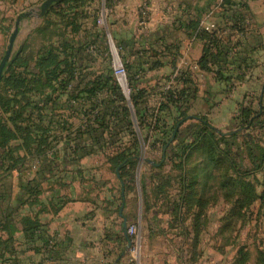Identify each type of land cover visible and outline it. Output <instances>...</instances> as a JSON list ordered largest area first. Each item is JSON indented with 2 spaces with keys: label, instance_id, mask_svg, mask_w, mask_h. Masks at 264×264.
<instances>
[{
  "label": "trees",
  "instance_id": "16d2710c",
  "mask_svg": "<svg viewBox=\"0 0 264 264\" xmlns=\"http://www.w3.org/2000/svg\"><path fill=\"white\" fill-rule=\"evenodd\" d=\"M237 4L240 6L234 0H209L202 9H196L184 18L174 20L169 27L173 34L182 32L186 37L198 41L202 46L197 60L198 67L212 72L216 80L228 83L233 78L232 70L240 69L246 56L240 54V49L232 50L230 39L225 41L223 37H218L222 30L206 29L200 22L204 15L213 11V7L219 6L221 11L213 13V16L221 22L230 21L231 29L242 32L241 22L245 16L237 9ZM58 14L54 5L50 6L42 25L32 31L17 54L10 57L0 79V228H7L13 234L17 231L15 223L20 221L21 231L26 237L41 229L42 224L37 214L22 215L20 208L36 204H40L42 208L43 203L39 199L42 193L40 185L46 178L69 171L72 164H79L84 157L104 153L110 169L123 183L124 194L132 189L140 141L132 128L130 107L135 110L140 121L144 120L147 111V107H142L146 99L145 91L139 87L141 77L138 75L144 66L149 69L159 68L165 63L176 66L182 43L179 36L172 38L173 35L169 34L158 35L153 42L148 43L146 50L142 49L144 47L134 50L133 44L127 47L118 42L117 46L133 58L131 63L125 65L127 84L134 89L127 99L111 73L87 70L86 64L93 60V56L85 53V47L94 44L101 52L106 44L104 31H97L93 36L90 33L86 38L80 39L65 35L58 37V34H63L58 31L60 24L50 20L52 15ZM67 22L68 20L61 22L64 28L71 24V33H78L77 26ZM164 58L168 60L164 61ZM175 79L182 87L177 94H168L166 103L161 104V109L167 107L168 103L176 104L178 108L173 131L178 128L172 141L177 139L179 126L187 119L185 110L196 92V85L187 72L181 71ZM262 97L240 104L235 117V130L222 132L207 118L196 117L193 139L184 142L179 151L170 156L171 161L176 160L174 168L181 172L179 201L171 204L167 191L160 189L154 192L150 189L143 192L145 209L151 210L152 207L148 205L151 206L160 199L161 202H169L172 212L181 210L179 202L183 203L184 197L189 196V192L185 190L189 187L186 177L190 172H186V169L191 156L197 153L202 154L203 163L211 167L213 162L219 161L216 157L223 156L231 170L239 175L242 166L236 157L241 160L242 147L248 152L254 170L261 169L264 166V140L256 139L251 132L259 129L264 133ZM73 118L80 119V124L72 129ZM125 135L129 139L127 143H122ZM59 139L63 143V154L60 157L53 152ZM167 142L168 140L162 139V150ZM231 148L239 150L238 154L232 153ZM107 151L110 153L106 155ZM49 154L53 156L52 160L49 159ZM34 159L38 161V169L30 180L24 181L21 175L26 170L27 163ZM163 166V161L153 165L158 170ZM13 172L20 176L19 190L14 197L9 191ZM192 176L196 177V174L192 173ZM170 179L169 175H161L160 185L164 186L163 182ZM244 189L251 191L252 185L246 183ZM121 191L119 189V193ZM260 198L264 202V181ZM118 199L122 200L121 194Z\"/></svg>",
  "mask_w": 264,
  "mask_h": 264
},
{
  "label": "rangeland",
  "instance_id": "374dc122",
  "mask_svg": "<svg viewBox=\"0 0 264 264\" xmlns=\"http://www.w3.org/2000/svg\"><path fill=\"white\" fill-rule=\"evenodd\" d=\"M42 1L37 0L29 10L32 11V14L27 17H34L35 23L40 21L29 34L42 25V21L45 19L44 15L46 13L41 17L37 16V11ZM208 1L62 0L61 2L53 3L51 6L54 5L57 13H59L58 16L64 19L61 20L58 16L52 15L50 20L58 23V25L60 24L58 31L63 32V34H58V37L65 35L70 38L80 39L86 38L90 33L93 36L97 31H104L106 44L101 52L96 49L94 44L86 45L85 47V53H91L93 56V60L86 64L88 65L87 70L94 73L108 72L114 76V57H120L119 59H121L120 62L124 69L126 63H131L133 59L117 46L118 42L127 47H130L129 44H133V48L136 50L141 47L139 40L144 39L146 44H144L142 49L146 50L149 42H153L157 35L164 33V31L161 33L162 28L159 26L157 27L159 30L149 31V28L152 27L150 23H152L153 15L154 17L158 16L157 18L168 16L169 21L172 22L176 19L184 18L195 12L196 9H202ZM59 3H63V5ZM219 11H221L219 6L213 7L212 12L202 17L200 25L207 27L212 24L213 27H210V29L219 28V31H224L223 34L225 33V35L219 32L218 37H223L225 41L230 39V44L233 46L232 50H235L239 43L232 36L233 34L230 35L235 29L230 28L232 27L230 22H221L213 16V13ZM98 18L102 19L99 24L97 23ZM63 20H68L67 24L72 22L77 26L78 33H71L73 29L71 24L66 26L67 28L65 29L63 23H61ZM34 21L32 26L35 24ZM140 21L143 23L140 24ZM242 23L246 24V21ZM164 26L166 27V25ZM13 27L6 35L5 49ZM244 27L242 30H246L245 33L255 32L250 30L251 28L248 24ZM22 35L23 33L20 34L19 38H15L12 54H17L22 41L26 39L24 37L23 39ZM183 36L184 40H182L179 48L176 66H173L172 63H165L164 66L155 69H149L144 66L143 71H140L138 75V77H141L139 87L145 91L146 102L142 107H147V111L144 120L140 121L136 117L135 110L130 107L132 128L137 133L140 141L138 165L133 175L132 189H130L132 190L130 193L133 195L130 205L134 211L138 210L136 211L138 215H135L134 219H131V223L127 224V226L135 225L137 234L140 237L139 244L134 246L133 264H141V241L145 237H149V246H155L159 249L156 258L163 259L161 264H180L181 261L183 263L186 262V264H264V202L260 198L263 189L264 166L259 170H254L245 148L241 147V160L236 157L242 166V169L238 172L239 175H236L231 170L223 156L216 157L219 161L213 162L212 164L214 165L211 167L203 163L202 154L192 155L189 161L190 164L188 163L189 165L186 169V172H190L186 177L189 187L185 190L189 192V196L184 197L183 203L182 201L179 202L181 210L178 212L177 209L172 212L169 202H161L160 199L151 206L148 205L150 208L152 207L151 210L149 208L145 209L143 192L150 189H153L154 192L160 189L167 191L171 204L179 201L181 196V172L178 168H174L176 160L171 161L170 156L174 152L179 151L184 142H190L193 139L192 132L197 125L196 117L203 116L207 118L212 125H218V130L222 132H228L231 129V126L229 127L228 125L226 127L222 120H219L220 110H214L213 106L220 101L217 100L219 95H216L215 92L217 91L215 88L216 84L212 82L213 86L211 87L214 91L209 93L200 92L203 91L204 87L207 89L209 86V84L204 85L206 80L202 79L203 72H207L198 67L197 60L200 56L195 58L196 60L192 58V54L195 57L197 56L196 52L194 53L196 41L186 37L184 34ZM54 37H57V35ZM262 43L264 44V38ZM34 47L37 48V46ZM200 47L202 46L198 45L199 50ZM163 60L166 61L168 59L164 58ZM181 71L187 72L193 79L199 96L196 97L194 95L190 105L185 110L187 119L179 126L177 139L168 144L163 155L161 141L162 139L169 141L173 133V123L178 115V108L176 104L168 103L167 107L161 109V104L166 103L168 94H177L182 87L181 83L175 79ZM261 84L263 83L255 85L254 89L245 90L247 95H244L240 102L245 103L251 97L255 99L259 94ZM238 85H240L239 82L233 81L232 85H224L221 89L225 88L231 91ZM121 88L126 98L129 99L134 89L132 90L128 86L127 79L126 87L123 86ZM196 92L195 94H197ZM200 93L203 95L202 97ZM228 93H232V91ZM254 104L256 105L255 102ZM206 114H209L214 120H210V117ZM235 116L237 115L232 116V119ZM71 121L73 124L72 129L80 124V119L78 118H73ZM251 133L256 139L264 140L263 131L256 129ZM128 139V135L123 136L122 143H127ZM238 139L240 141V136ZM61 141L59 139L53 150L54 153L59 154L58 157L63 154V143ZM239 141L238 143H240ZM231 151L234 154L239 152V150L234 148H231ZM108 153L110 152L107 151L105 154L107 155ZM104 156V153H97L84 157V160L81 159L79 164H72L68 172L78 169L79 173L82 174L80 177L83 178V182L85 181L84 184L87 186H91L92 182L96 185L99 179L100 190H105L111 195L114 194L115 203L119 206L122 203V200L119 202L118 199L119 189L120 186L122 189V185L113 170L108 166ZM49 159H53L51 154H49ZM161 160L164 162V166L160 170L153 167V165H158ZM36 161L34 159L29 164L27 163V168L23 172L21 179H24V181L31 179V173L36 172L39 166ZM192 170L195 172H192ZM192 173L196 174V177H193ZM161 175H169L171 178L163 182L164 186L160 185L162 183L159 180ZM16 177L18 175L15 173H12L10 177L11 185L9 191L11 193L13 188L16 187L14 186L17 183H14ZM246 183L252 185L251 191L244 189V184ZM40 186L42 187L40 197H43L44 185L41 184ZM11 204L13 206V203ZM154 239L156 240L153 243ZM151 258L155 259L154 257Z\"/></svg>",
  "mask_w": 264,
  "mask_h": 264
},
{
  "label": "crops",
  "instance_id": "0c3cea01",
  "mask_svg": "<svg viewBox=\"0 0 264 264\" xmlns=\"http://www.w3.org/2000/svg\"><path fill=\"white\" fill-rule=\"evenodd\" d=\"M36 1L0 0V58L5 50L6 35L18 17H20V24L16 38H19L23 33L22 38L27 39L30 31L40 23V21L35 23L34 17L24 15ZM234 1L240 4V6L237 4V9H240V12L245 16L243 21H246V24L241 22L242 29L248 24L250 30L255 31L249 34V32L245 33L246 30L240 29L243 32L235 30L230 33L239 43L236 49H240V54L246 56L245 61L240 64V69H234L231 72L232 83L235 81L240 85L234 87L231 90L232 93H228L231 91L221 88L224 85H231L230 82L216 80L212 73L203 72L202 79L206 80L204 85L209 84V86L200 91L202 93L212 92L214 91L211 87L213 86L212 82L216 84L217 91L215 92L216 95H219L217 100L220 101L216 102L213 107L214 110H220L219 120H222L226 127L231 126L230 130L236 129L237 122L235 118L232 119V116L238 114L241 98L247 95L245 90L254 89L255 85L263 83L260 85L257 97L263 96L262 103L264 105V94H262L264 86V44L262 43L264 38V0ZM157 17L153 15L152 23H150L152 27L149 28V31H157L159 26L162 28L161 33L164 31L159 35L169 34L173 35L172 38L179 35L181 40H184L182 32L176 34L170 32V23L173 21H169L168 16H163V19ZM33 21L35 24L32 26ZM142 23L140 21V24ZM223 32L220 31L222 34ZM24 40L20 48L24 44ZM139 41H144V39ZM144 44L146 43H140L141 47L137 49L142 48ZM195 44L194 53L196 52L197 56L192 54L193 60H196L195 58L200 56L202 51V47L200 50L198 48V45L201 44L198 41ZM209 87L210 89H208ZM195 95L199 96L198 93ZM206 115L209 116V114ZM210 120H214V118L210 117ZM213 126L218 129V125ZM36 163L38 165V161ZM13 173L18 175L17 172ZM34 175L35 172L31 173L30 178ZM80 176L82 174L78 169H74L72 172L67 171L46 178L42 183L44 185L43 197H40L42 193L39 196L40 199L42 198L43 207L36 204L20 208L22 215L37 214L42 224L41 229L34 231L32 236L26 237L23 234L20 221L15 223L17 231H14L13 234L7 228H0V264H133V251L131 247H128L122 228L124 219L127 224H130L131 219L138 215L136 212L138 210L134 211L130 205V200L133 198L130 193L132 190L125 192L124 206L120 214L121 204L117 206L114 194L111 195L105 190H100L99 179L96 185L92 182L91 186H87ZM19 178L18 175L15 180L13 179L17 185H14L16 187L12 190V197L19 190ZM102 189L104 188L102 187ZM149 244V237H145L141 241V264H161L163 259L156 258L159 249L149 246ZM180 264H186V262L181 261Z\"/></svg>",
  "mask_w": 264,
  "mask_h": 264
},
{
  "label": "water",
  "instance_id": "95a60500",
  "mask_svg": "<svg viewBox=\"0 0 264 264\" xmlns=\"http://www.w3.org/2000/svg\"><path fill=\"white\" fill-rule=\"evenodd\" d=\"M62 0H43L41 2V4L39 5V10L37 11V16L38 17H41L43 16L46 11L49 9V7L53 4V3H56V2H61ZM32 14V11H29V12H26L25 15L26 16H31ZM19 22H20V17L15 21V24H14V27H13V30L11 31L10 35H9V38H8V43H7V46H6V49L4 51V54L2 56V58L0 59V79H1V76H2V72L6 66V63L8 62V60L10 59L11 55H12V50H13V44H14V41H15V38H16V35L18 33V28H19ZM178 127H176L169 139V141L166 143V145L164 146L163 148V152L162 154L164 155L165 154V149L166 147L168 146V144L172 141L174 135H175V132L177 130ZM163 160V159H162ZM162 160L160 162H162ZM152 162V161H151ZM159 162V163H160ZM153 163V162H152ZM158 163V164H159ZM121 185H122V191H121V197H122V203L120 205V208H119V212L120 214L122 213V209H123V206H124V199H125V195H124V190H123V183L121 181ZM122 228H123V234H124V237L126 238L127 242H128V247H130L131 245V242H130V237L127 233V221L126 219H124L123 221V224H122Z\"/></svg>",
  "mask_w": 264,
  "mask_h": 264
},
{
  "label": "built area",
  "instance_id": "2783aa9c",
  "mask_svg": "<svg viewBox=\"0 0 264 264\" xmlns=\"http://www.w3.org/2000/svg\"><path fill=\"white\" fill-rule=\"evenodd\" d=\"M102 19L98 18L97 19V23H101ZM210 27H213V25L211 24L210 26L205 27L206 29H210ZM89 51V50H88ZM120 57L116 56L114 57V64H113V74L114 77L116 78L117 82L119 83V85L121 87H126V72L125 69L122 65V63L120 62L121 59H119ZM127 233L131 238V249L132 251L135 249L134 246L139 244V240L140 237L137 234V229L135 225H128L127 226Z\"/></svg>",
  "mask_w": 264,
  "mask_h": 264
}]
</instances>
